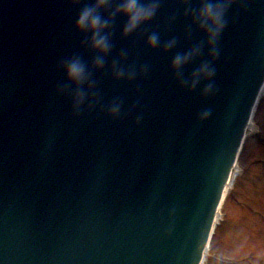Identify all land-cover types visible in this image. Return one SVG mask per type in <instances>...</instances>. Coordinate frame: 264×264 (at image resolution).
<instances>
[{"label":"water","instance_id":"obj_1","mask_svg":"<svg viewBox=\"0 0 264 264\" xmlns=\"http://www.w3.org/2000/svg\"><path fill=\"white\" fill-rule=\"evenodd\" d=\"M94 3L0 0V264H200L264 79V0L228 10L214 60L194 21L200 0H160L128 35L110 0L98 10L112 46L101 68L75 27ZM73 57L90 69L78 111L63 73ZM204 62L215 76L190 90Z\"/></svg>","mask_w":264,"mask_h":264},{"label":"clouds","instance_id":"obj_2","mask_svg":"<svg viewBox=\"0 0 264 264\" xmlns=\"http://www.w3.org/2000/svg\"><path fill=\"white\" fill-rule=\"evenodd\" d=\"M247 0H200L199 6L193 10L194 21L198 25L199 30L203 32L207 40L209 55L214 60L218 54V42L227 27L228 10L235 4H245ZM110 0H95L91 6L84 7L77 19L76 30L85 34H91L90 45L93 51L97 53L94 67L101 68L104 64L105 57L111 51V42L106 34V28L109 20L104 19L99 14V9L107 6ZM160 0H119L118 6L113 12V15H123L126 17L124 26V34L128 35L134 32L141 24L153 18L159 8ZM150 47L155 48L158 44V36L153 33L148 41ZM175 40L170 41L167 45L172 48ZM201 49L197 45L195 48L189 50L187 53L177 54L172 61L171 70L176 74H181L190 61L195 59ZM63 73L65 80L73 87L74 92L72 96V103L74 111H78L87 99V92L85 85L89 82L90 69L80 58L73 57L63 64ZM127 75L129 80L135 77L134 71L125 73L123 69L116 70L117 78H122ZM215 76V69L209 62H204L196 69L189 80L183 83L189 89H195L199 81L203 78L212 81ZM213 92V85L209 83L204 89V94L208 95ZM121 105L114 102L109 109L108 115L116 119L119 117ZM210 115L209 111H204L200 115L201 120H206ZM139 123V118L137 119ZM248 134L256 136L264 134V128L260 127L254 122H250L248 127ZM212 255L211 249L205 253L204 264H207V257ZM217 258L225 260L228 257L223 252L217 254ZM253 264H264V248H260L255 253Z\"/></svg>","mask_w":264,"mask_h":264},{"label":"rangeland","instance_id":"obj_3","mask_svg":"<svg viewBox=\"0 0 264 264\" xmlns=\"http://www.w3.org/2000/svg\"><path fill=\"white\" fill-rule=\"evenodd\" d=\"M252 122L264 128V98ZM239 157L240 177L222 209L207 264H253L264 248V134L248 135ZM223 252L225 260L217 258Z\"/></svg>","mask_w":264,"mask_h":264},{"label":"bare ground","instance_id":"obj_4","mask_svg":"<svg viewBox=\"0 0 264 264\" xmlns=\"http://www.w3.org/2000/svg\"><path fill=\"white\" fill-rule=\"evenodd\" d=\"M261 84L262 85H261V87H260V89H259V91L257 93L258 95H257L256 103H255L256 106H255V108L253 109V111L251 113L252 114L251 118L249 119V121L247 123L248 125H247L245 133H244L245 134V138L248 137V135H249L248 134V127H249L250 122H252V120H253V117L255 115L254 112L256 111V107L259 104V102L261 100H263V98H264V80H263V82ZM240 171L241 170L239 168V164L236 162V164L234 165V167L231 169V171L229 173L230 175H229V177L227 179L226 186H225V188H224V190L222 192L223 195H222L221 201L219 203L220 206L218 207V209L216 211L217 214H216V216H215V218L213 220L215 228L218 227V225L220 224V221H221V219L223 217V213H222L223 206H224L225 201L227 200L228 196L231 194L230 192L233 189V187L235 186L237 179L241 175ZM212 244L213 243H211V245L209 247H206V249L204 251L203 259L201 261V264H204L205 253L208 252L210 249H212ZM209 257H210V255L207 257V261H208Z\"/></svg>","mask_w":264,"mask_h":264}]
</instances>
